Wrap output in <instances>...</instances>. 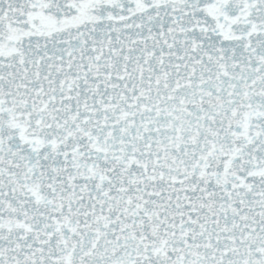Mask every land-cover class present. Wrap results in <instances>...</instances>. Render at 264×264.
<instances>
[{"label": "snow or ice", "instance_id": "obj_1", "mask_svg": "<svg viewBox=\"0 0 264 264\" xmlns=\"http://www.w3.org/2000/svg\"><path fill=\"white\" fill-rule=\"evenodd\" d=\"M0 264H264V0H0Z\"/></svg>", "mask_w": 264, "mask_h": 264}]
</instances>
